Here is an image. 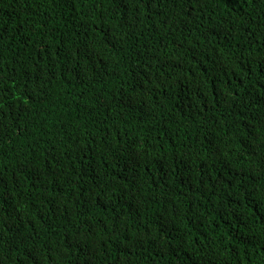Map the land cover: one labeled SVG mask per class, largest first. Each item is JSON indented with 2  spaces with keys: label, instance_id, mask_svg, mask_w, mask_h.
Listing matches in <instances>:
<instances>
[{
  "label": "trees",
  "instance_id": "obj_1",
  "mask_svg": "<svg viewBox=\"0 0 264 264\" xmlns=\"http://www.w3.org/2000/svg\"><path fill=\"white\" fill-rule=\"evenodd\" d=\"M0 264H264V0H0Z\"/></svg>",
  "mask_w": 264,
  "mask_h": 264
},
{
  "label": "snow or ice",
  "instance_id": "obj_2",
  "mask_svg": "<svg viewBox=\"0 0 264 264\" xmlns=\"http://www.w3.org/2000/svg\"><path fill=\"white\" fill-rule=\"evenodd\" d=\"M241 2L251 3L252 0H225L226 5H234L236 7H238ZM230 10H234V8H231Z\"/></svg>",
  "mask_w": 264,
  "mask_h": 264
}]
</instances>
